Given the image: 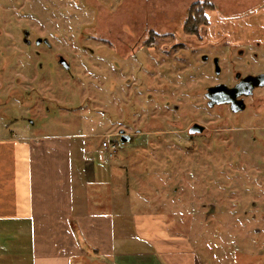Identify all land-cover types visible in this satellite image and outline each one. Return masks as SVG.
I'll return each instance as SVG.
<instances>
[{
	"label": "rangeland",
	"instance_id": "rangeland-1",
	"mask_svg": "<svg viewBox=\"0 0 264 264\" xmlns=\"http://www.w3.org/2000/svg\"><path fill=\"white\" fill-rule=\"evenodd\" d=\"M206 1L0 0V136H71L204 264H264V107L206 98L264 69V0ZM197 3L209 23L193 36ZM194 123L206 131L190 139Z\"/></svg>",
	"mask_w": 264,
	"mask_h": 264
},
{
	"label": "crops",
	"instance_id": "crops-1",
	"mask_svg": "<svg viewBox=\"0 0 264 264\" xmlns=\"http://www.w3.org/2000/svg\"><path fill=\"white\" fill-rule=\"evenodd\" d=\"M73 139L0 136V264H204Z\"/></svg>",
	"mask_w": 264,
	"mask_h": 264
},
{
	"label": "water",
	"instance_id": "water-1",
	"mask_svg": "<svg viewBox=\"0 0 264 264\" xmlns=\"http://www.w3.org/2000/svg\"><path fill=\"white\" fill-rule=\"evenodd\" d=\"M28 35H29V32L26 31L24 33L26 42H30L27 38ZM42 43L46 44L47 46H50V43L47 39L38 38L36 40V45H40ZM203 59L207 60V57L205 56V57H203ZM214 61H215V73L217 75H219L221 72L219 60H218V58H215ZM59 63L61 65H63L66 70L70 69V65L64 57H61V59L59 60ZM260 79H264V75H261L258 77L250 76V77L246 78L242 84L237 85L233 88H229L225 84H219L217 86L208 88L207 93H206V97L208 99V106L210 108H213L215 105L229 103V104H231L234 112H237V111L244 109L243 105L240 106L241 102L237 100L238 96H240L242 94L241 89L246 88L245 86L247 85V86H249L248 88H250V90H251L258 84H264V82L258 83ZM202 130H203V127L196 124L191 129V132L192 133L202 132ZM120 140L123 143H125V142H132L133 139L131 136L126 135L123 132H121Z\"/></svg>",
	"mask_w": 264,
	"mask_h": 264
},
{
	"label": "flooded vegetation",
	"instance_id": "flooded-vegetation-1",
	"mask_svg": "<svg viewBox=\"0 0 264 264\" xmlns=\"http://www.w3.org/2000/svg\"><path fill=\"white\" fill-rule=\"evenodd\" d=\"M203 11H204V10H203ZM203 11L200 10L199 12L202 14ZM203 14H204V13H203ZM205 26H206V25H204V24L200 25V26L198 27V28H199L198 31L201 32V29H202L203 27H205ZM193 36H195V35H193ZM25 43H27V44H29V45L31 44V42H26V41H25ZM35 44H36V42H35ZM41 45H46V44L42 43V44L37 45V46H41ZM46 47L49 48L50 46H47V45H46ZM240 53H243V52H240ZM61 57H62V56H60L59 59H58V64L64 68V66L61 65V64L59 63V60L61 59ZM214 60H215V57H214V59H213V63H214V67H215V61H214ZM218 60H219V58H218ZM220 73H221V72H220ZM219 75H220V74H219ZM261 75H264V69H259L258 71H255V72H248V73H245V74H242V73H240V72H237V73H235V75H234V82H233V83H229V84H227V85H229V86H228L229 88H233V87H235V86H237V85L242 84V83L244 82V80H245L246 78L250 77V76L258 77V76H261ZM261 82H264V79H260L258 83H261ZM220 83H223V82H220ZM245 87H246V88L241 89V90H242V92H241L242 94H241L240 96H238V98H237V100L241 102V103H240V106L243 105L244 109H242V110H240V111H237V112H234L233 109H232L231 104H229V103H226V104H220V105H215L214 107L222 106V105H226V106L229 107L230 111H231L233 114H241V113H244L245 111L248 110V100H249V99H256V101H257V106L263 108V107H264V84H258V85H256V86H255L253 89H251V90H250V88H248L249 86L246 85ZM206 98H207V97H206ZM207 106H208V99H207ZM208 107H209V106H208ZM214 107H213V108H214ZM209 108H210V107H209ZM196 124H198V125H200V126L203 127L202 132H194V133L191 132V129H192ZM205 131H206V127H205V125H202V124H200V123H194L191 127H189L187 133H188V137H189L190 139H194V138H196L197 136H201V135H203V134L205 133ZM120 135H121V133H120ZM263 138H264V136H263Z\"/></svg>",
	"mask_w": 264,
	"mask_h": 264
},
{
	"label": "trees",
	"instance_id": "trees-1",
	"mask_svg": "<svg viewBox=\"0 0 264 264\" xmlns=\"http://www.w3.org/2000/svg\"><path fill=\"white\" fill-rule=\"evenodd\" d=\"M206 3L208 4V10L209 8V1L207 0ZM200 5V3L194 4L190 9V14L187 18V21L184 25V31L188 35H197L199 33V26L204 24L208 25V15L206 13H200L197 12L195 9Z\"/></svg>",
	"mask_w": 264,
	"mask_h": 264
},
{
	"label": "built area",
	"instance_id": "built-area-1",
	"mask_svg": "<svg viewBox=\"0 0 264 264\" xmlns=\"http://www.w3.org/2000/svg\"><path fill=\"white\" fill-rule=\"evenodd\" d=\"M102 148L107 151L110 157H114L118 150V146L111 136H108L107 139L102 142Z\"/></svg>",
	"mask_w": 264,
	"mask_h": 264
}]
</instances>
